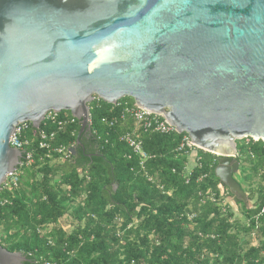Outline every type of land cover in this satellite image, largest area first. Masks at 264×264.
Masks as SVG:
<instances>
[{"label": "water", "instance_id": "obj_1", "mask_svg": "<svg viewBox=\"0 0 264 264\" xmlns=\"http://www.w3.org/2000/svg\"><path fill=\"white\" fill-rule=\"evenodd\" d=\"M95 97L162 115L247 202L234 175L238 142H264V0H0V190L30 154L20 124L69 111L80 136ZM25 261L0 244V264Z\"/></svg>", "mask_w": 264, "mask_h": 264}, {"label": "trees", "instance_id": "obj_2", "mask_svg": "<svg viewBox=\"0 0 264 264\" xmlns=\"http://www.w3.org/2000/svg\"><path fill=\"white\" fill-rule=\"evenodd\" d=\"M124 102L135 103L130 97L118 101ZM89 107L91 130L80 136V122L63 130L46 120L40 126L57 131L53 145L76 146L75 156L47 157L46 150H35V163L25 168L19 186H2L3 247L22 252L24 264H264V217L257 229L262 240L250 247L241 240L255 225L247 229L238 218L230 221L239 213L253 215L264 205V142L248 149L238 143L245 156L240 162L249 166L258 185L247 191L251 205L228 191L243 209L228 201L223 212L222 206L201 201L209 192L222 198L218 163L210 153L199 151L201 163L187 182V158L176 153L183 134L140 133L143 149L151 155L145 169L157 178V187L146 180L140 159L120 140L132 123H103V118L112 117V108L118 115L119 105L95 97ZM29 130L30 138L32 125ZM67 215L76 222L72 231L60 226Z\"/></svg>", "mask_w": 264, "mask_h": 264}, {"label": "built area", "instance_id": "obj_3", "mask_svg": "<svg viewBox=\"0 0 264 264\" xmlns=\"http://www.w3.org/2000/svg\"><path fill=\"white\" fill-rule=\"evenodd\" d=\"M119 105L120 110L114 111V108L111 109L110 113H113L112 117H105L103 118V123L114 126V124L117 122V120H121L124 123L131 122L132 128L131 131L122 133L120 135V140L124 142L126 145H128L133 153L138 156L140 159V169L144 173V176L146 180L157 187L160 186V184L157 181V178L151 174H149L146 169V163L149 159H151V155H149L144 149L142 145V141L139 138L140 133L142 132H153V133H160V134H171L173 132L178 133L177 130L173 125H171L162 115L155 114L147 109L141 108L134 104H129L128 102L124 103H117ZM116 104V106H117ZM115 106V105H114ZM115 112V113H114ZM46 121H48L51 125L55 126L58 130H63L66 127L76 124L79 122L77 118H75L72 115H64L60 117V113L50 111L48 112L46 118ZM44 120V121H45ZM91 123V121H90ZM31 123L26 122L23 124H20L17 127V130L14 134V145L26 148L30 154L29 156L16 168L14 172H11L6 177L5 186L9 188H17L19 186L21 170H24L25 168H30L35 163V150H46L47 157H51L53 153L60 155L63 158H70L72 155L70 152V148L65 145H53V142L56 140L57 137V131H45L41 128L35 129L31 132V137H28V132L30 131ZM181 134V133H178ZM257 142L256 140L252 138H244L240 141V146H243L244 148L248 147ZM31 147V149H29ZM199 149L196 147L193 142L191 141L190 137L183 133L182 138L180 139L178 146L176 148L177 155H185L187 158L185 167H184V173L183 176L186 178L187 182L192 175L193 168L201 163V156L199 155ZM204 151V150H203ZM207 152V151H205ZM210 153V152H208ZM213 156V163H218V158L220 157L218 154L210 153ZM249 155L251 157H254V155L250 152ZM237 159L240 161V159L245 158V156L242 154V151H237L236 153ZM241 165V162H240ZM261 174L264 173V170H260ZM264 177V174L262 175ZM262 188L264 190V178L262 181ZM222 198H218L215 193H208L206 198L201 197L202 203H205L206 199L211 201L214 204L220 205L223 207V212L227 211V208L225 206H229L228 203V189L222 190ZM202 195V193H200ZM195 217V214H190L189 219L192 220ZM264 217V205L259 209V211L253 215H250L248 217L243 216L241 218V214H236L235 217L230 218V221H233L236 218L241 220V224L247 229H251L252 225H255V229H252L250 233L246 234L242 238V243H244L245 246H255L257 243L262 240V238L259 239L258 235V226H261L262 221L260 218ZM249 243V244H247ZM49 264V263H47ZM56 264V263H53Z\"/></svg>", "mask_w": 264, "mask_h": 264}, {"label": "rangeland", "instance_id": "obj_4", "mask_svg": "<svg viewBox=\"0 0 264 264\" xmlns=\"http://www.w3.org/2000/svg\"><path fill=\"white\" fill-rule=\"evenodd\" d=\"M63 112L64 114L67 115L69 111H63ZM238 143H240V141ZM24 170H21V174H23ZM234 177L240 183L244 192L249 191L250 187L256 188L258 185V179L251 173L249 166L243 162L240 165L239 172L236 173ZM248 204L251 205V200H248ZM242 206H243L242 203L237 206L240 212H242V209H243ZM240 214L242 218L244 215L242 213ZM75 225H76V222L74 218L71 217L70 215L65 216L60 221V226H63L68 231H72Z\"/></svg>", "mask_w": 264, "mask_h": 264}, {"label": "crops", "instance_id": "obj_5", "mask_svg": "<svg viewBox=\"0 0 264 264\" xmlns=\"http://www.w3.org/2000/svg\"><path fill=\"white\" fill-rule=\"evenodd\" d=\"M220 188H221V187H220ZM221 189H222V188H221ZM228 198H229L228 201H231L232 206H233V207L235 206V208L238 209V207H236V205L233 203L232 199H231L230 197H228Z\"/></svg>", "mask_w": 264, "mask_h": 264}, {"label": "flooded vegetation", "instance_id": "obj_6", "mask_svg": "<svg viewBox=\"0 0 264 264\" xmlns=\"http://www.w3.org/2000/svg\"><path fill=\"white\" fill-rule=\"evenodd\" d=\"M247 202H248V200H247Z\"/></svg>", "mask_w": 264, "mask_h": 264}]
</instances>
